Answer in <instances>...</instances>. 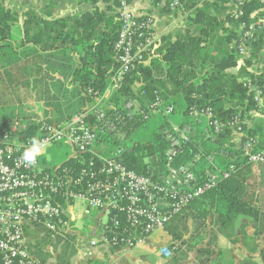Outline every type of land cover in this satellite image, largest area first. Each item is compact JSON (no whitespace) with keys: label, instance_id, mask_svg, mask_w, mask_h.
Wrapping results in <instances>:
<instances>
[{"label":"built area","instance_id":"2783aa9c","mask_svg":"<svg viewBox=\"0 0 264 264\" xmlns=\"http://www.w3.org/2000/svg\"><path fill=\"white\" fill-rule=\"evenodd\" d=\"M113 1L117 5L116 51L120 63L113 86L66 119L18 116L0 132V264H39L30 248L41 239L47 241L46 248L79 249L87 239L77 229V222L91 214L96 216L98 229L96 236L88 239L91 247L131 251L143 246L154 233L166 232L175 216L237 171L234 165L224 171L214 167L211 157L207 159L210 167L199 173L194 169L199 157L176 166L191 128L171 121L174 107L159 96L149 102L144 93L136 98H113L131 68L147 64L158 49L154 20L136 16L131 10L134 0ZM163 1L174 16L182 14L189 2L201 6L211 0ZM243 3L238 0L239 8ZM262 31L264 8L243 35L240 57L247 55L252 34ZM247 88L262 108L263 89L251 81ZM191 112L196 118L207 119L208 137L230 128L234 132L231 143L240 145L247 163L264 166V150L253 151L238 116L221 122L211 109L201 114ZM154 117L165 118L169 124L162 132L167 149L164 162L157 163L161 168L157 167L156 177L139 175L124 162L130 135ZM33 137L44 143V151L35 166H25L21 156ZM59 151H65V162L48 158ZM158 252L166 259L174 255L169 247Z\"/></svg>","mask_w":264,"mask_h":264},{"label":"trees","instance_id":"16d2710c","mask_svg":"<svg viewBox=\"0 0 264 264\" xmlns=\"http://www.w3.org/2000/svg\"><path fill=\"white\" fill-rule=\"evenodd\" d=\"M88 1L96 6L93 11L68 20L50 23L32 11L26 12L22 15V28L18 26L20 19L16 13L0 7V68L6 71L4 77L9 83L3 89L12 90L15 99L22 91L28 96L33 93L36 100L45 101L44 107L53 116L64 119L80 111L95 95L103 96L113 86L120 69L116 51L119 24L115 22L116 15L108 16L100 10L97 6L100 0ZM112 1L104 0L106 3ZM210 5V1L204 7L189 2L186 9L193 14L187 18L186 37H164L156 50L158 56L150 58L147 64L131 68L113 95L117 99L136 98L137 94L144 93L149 102L159 96L166 105L174 107L173 122L181 128L186 125L191 128L189 142L183 144L176 166L190 164L195 157L200 158L194 168L198 173L210 167L208 157L214 159V167L223 171L236 166L237 171L230 179L173 218L166 229L173 239L168 246L174 253L170 264L188 261L190 254L198 256V247L208 236L206 221L210 214L216 215L219 233L223 235H227L240 217L253 219L256 235H264V197L260 196L255 181L258 172H262L264 180V166L247 163L240 145L231 143L234 132L230 128L208 137L205 134L206 130L210 131L207 119L204 116L196 118L191 112L201 114L211 109L221 122L238 116L253 151L264 150V118L256 116L259 107L254 94L247 88L251 81L264 92V78L253 76L246 68L239 74L233 73L241 58L238 47L243 35L257 20L264 2L244 0L239 8L242 16H229L223 21L209 14ZM227 24L240 30L239 33L231 32L227 41H235L237 48L218 56L219 48L214 47L213 35L218 30L226 31ZM194 27L197 35L191 33ZM13 31L22 34L18 44L12 39ZM3 89L0 87V98L4 100ZM8 111H5L6 118L22 115L15 111L7 114ZM3 120H0V132L8 126L9 121ZM168 127L165 122L150 141L133 142L128 147L124 162L129 169L139 175L156 177L160 170L157 167L161 168L158 161L162 164L165 160L167 144L162 132ZM189 210L194 220L192 233H189L191 226L187 221ZM46 244L47 241L41 239L31 250L39 264H46L47 256L42 255L46 254L43 252ZM68 252L63 251V264H69L67 260L73 256Z\"/></svg>","mask_w":264,"mask_h":264},{"label":"crops","instance_id":"0c3cea01","mask_svg":"<svg viewBox=\"0 0 264 264\" xmlns=\"http://www.w3.org/2000/svg\"><path fill=\"white\" fill-rule=\"evenodd\" d=\"M38 1L40 2L38 6L30 9L18 8L17 13L15 10H11L7 7V4L10 3L9 0H0V7H4L16 13L20 19L18 26L21 28L24 25L22 15L29 11H32L37 17L44 18L51 23L62 19L79 18L93 11L96 7L88 0ZM206 4L207 3L201 5V7H204ZM210 4L209 14L216 16L222 21L229 16H236L239 12L238 0H211ZM164 5L165 3L163 0H134L131 4V10L136 16L151 17L154 20L155 34L158 39L157 48L161 46L164 37H176V35L173 36L171 34L172 27L176 19L178 18L180 20V16L182 15L171 16ZM97 6L101 11L106 12L108 16L116 15V4L114 1L106 3L104 0H100ZM110 7L111 10L109 11ZM14 9H16V7H14ZM190 14L193 13L190 11L184 13L185 18L187 19ZM115 22H117V16L115 17ZM226 28V31L218 30L213 35L214 47L219 48V52L217 53L218 56L226 55L237 48L235 41L229 43H227V41L231 32L235 31L239 33L240 30L230 27L228 24ZM196 31L194 35L198 34L197 29ZM255 34L257 37L253 38L254 34L251 36L252 40L250 45H248L247 55L239 59V65L237 68L233 69V73L239 74L241 69L246 68V71L253 76L264 78V31ZM12 39L15 43H20L22 39L21 32L13 31ZM157 56L158 55H155V57ZM5 74L6 71L0 68V76L2 77L0 78V87H8L9 85L7 78L4 77ZM240 81L243 82L244 80L241 79ZM18 95L19 97L15 99L12 90H7L6 98L4 100L0 98L1 121L6 119L5 121L8 120V123H10V121L18 116L22 118L32 116H44L49 118L50 111L44 107L46 104L44 100H36L35 94L32 93L28 96L24 91ZM6 110H10L7 114L15 111L22 115L16 114L15 117L6 118ZM47 111L49 112L48 114ZM262 112L263 115H261ZM256 116L264 118V106L262 108L259 107V112ZM50 117L57 116H53L50 113ZM254 170L257 171L258 168ZM192 214L191 210L187 212L188 217L193 218ZM95 217V215L91 214V216H86L84 218L83 227L85 230L81 234L87 239V242L79 249L74 248L69 250L68 254H73V256L67 260L69 264H170L172 262V258L166 259L161 257L158 252V249L161 247H168L173 241L172 237L167 232L160 231L154 233L143 246L131 251L112 247H91L90 244H88V239H90V237H95L98 230L97 219ZM206 228L208 236L199 245L198 250H200V252L198 256L195 253L190 254L189 260L181 262L180 264H264V235H256L257 226L253 219L240 217L235 222L233 228L227 231V235H223L219 233L216 215L210 214L206 221ZM35 245L30 248L32 251L35 249ZM63 251L66 252L64 249H57L56 246L52 249L51 247L46 248L45 246L43 252L46 254L42 255L47 256L46 264H63L62 260L64 258L61 257ZM47 252H50V254Z\"/></svg>","mask_w":264,"mask_h":264},{"label":"rangeland","instance_id":"374dc122","mask_svg":"<svg viewBox=\"0 0 264 264\" xmlns=\"http://www.w3.org/2000/svg\"><path fill=\"white\" fill-rule=\"evenodd\" d=\"M9 1L13 5L8 3L7 7L11 10H15L16 13L18 12V8H29L30 9V8H33L35 6H38L40 3L38 0H9ZM13 6L16 7V9H14ZM187 11L188 10L186 9L182 13V15L180 16L181 17L180 20L178 18L176 19L174 26L172 27V32H171V34L173 36L178 35V36H181L183 38L186 36V34L188 32V31H186L188 29V21L185 18L184 13H187ZM196 32H197L196 28L195 27L192 28L191 33L196 34ZM2 89H3V87H2ZM2 91L4 93H6L5 89H3ZM170 119H171V121H173L172 117H170ZM165 122H166V119L162 118V117H154L153 119L148 121L147 123H145V125L143 127H140L138 130H136L131 135V138L127 141L129 146L130 145L132 146L133 142H139L140 143V142L150 141L153 137V134L155 132H157L159 130V128L161 127V125ZM48 158L56 161L57 163H63L67 160V155H66L65 151H59V152H55V153H50ZM255 175H256L255 177L257 178L255 180L256 186L259 188L258 191L260 192V196L264 197V180L262 178L263 177L262 172L255 173ZM187 221L189 222V225L191 226V227H189L190 228L189 233H192L193 232V228H192L193 225L192 224L194 223V220H193V218L188 217ZM83 223L84 222H81V221L77 222V229L78 230H81V231L85 230L83 227ZM182 233L186 234V231L184 229H182ZM187 237H189V234ZM63 249L65 251H69V248L67 246H65Z\"/></svg>","mask_w":264,"mask_h":264},{"label":"clouds","instance_id":"9594fccd","mask_svg":"<svg viewBox=\"0 0 264 264\" xmlns=\"http://www.w3.org/2000/svg\"><path fill=\"white\" fill-rule=\"evenodd\" d=\"M44 147L42 141L33 137L30 145L24 149L21 156L25 166H35L37 164V157L43 153Z\"/></svg>","mask_w":264,"mask_h":264}]
</instances>
